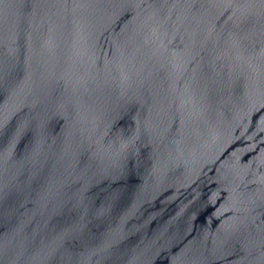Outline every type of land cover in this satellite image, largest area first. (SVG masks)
<instances>
[{
    "label": "water",
    "instance_id": "1",
    "mask_svg": "<svg viewBox=\"0 0 264 264\" xmlns=\"http://www.w3.org/2000/svg\"><path fill=\"white\" fill-rule=\"evenodd\" d=\"M0 264H264V0H0Z\"/></svg>",
    "mask_w": 264,
    "mask_h": 264
}]
</instances>
